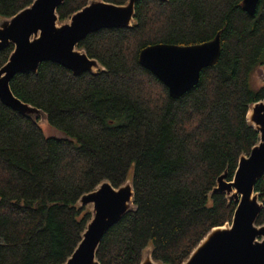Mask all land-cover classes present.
<instances>
[{"label": "trees", "instance_id": "16d2710c", "mask_svg": "<svg viewBox=\"0 0 264 264\" xmlns=\"http://www.w3.org/2000/svg\"><path fill=\"white\" fill-rule=\"evenodd\" d=\"M33 1L0 0V18ZM88 1L65 0L60 20ZM218 34L219 60L180 98L140 64L148 45L201 44ZM78 47L104 70L75 75L45 61L11 81L61 136L0 100V264H64L92 216L81 196L129 179L135 209L104 235L98 260L140 264L151 246L155 261L182 264L212 228L232 222L237 202L214 189L260 140L247 116L264 99V85L253 82L264 65V0L254 14L243 0H137L132 27L103 28ZM13 49L0 50V68ZM255 188L263 225L264 175Z\"/></svg>", "mask_w": 264, "mask_h": 264}, {"label": "water", "instance_id": "95a60500", "mask_svg": "<svg viewBox=\"0 0 264 264\" xmlns=\"http://www.w3.org/2000/svg\"><path fill=\"white\" fill-rule=\"evenodd\" d=\"M64 1L34 0L15 15L0 18V50L14 46L8 61L0 68V100L40 125L43 119L48 122L46 112L14 93L11 87L14 76L37 73L45 61L58 63L75 75L104 70L97 58L78 47L79 43L103 28H129L135 24L137 0L125 4L89 0L70 18L61 21L58 9ZM258 3L259 0H243V9L254 14ZM221 52L218 34L201 44L148 45L140 51L139 61L168 87L171 97L180 98L198 84L202 70L214 65ZM247 117L259 132L260 140L249 155L240 157L233 179L227 180V172L223 173L214 189L237 202L232 222L212 228L182 264H264V224H257L263 203L255 188L264 175V99L250 106ZM79 204L87 206L92 216L81 241L64 264H101L97 252L104 235L135 209L133 183L127 180L115 187L105 180L82 195ZM140 264L163 263L153 259L152 248L148 247Z\"/></svg>", "mask_w": 264, "mask_h": 264}, {"label": "rangeland", "instance_id": "374dc122", "mask_svg": "<svg viewBox=\"0 0 264 264\" xmlns=\"http://www.w3.org/2000/svg\"><path fill=\"white\" fill-rule=\"evenodd\" d=\"M59 24H61V22H59ZM253 82L256 87H260L264 85V65L257 68L256 71L254 72ZM41 125L44 128V131L47 135L58 136V137L62 135L61 132L49 126L48 122H46L45 119L41 120ZM129 182L132 183V180L129 179ZM228 224H231V223H228ZM149 248L151 249L152 247L149 246Z\"/></svg>", "mask_w": 264, "mask_h": 264}]
</instances>
